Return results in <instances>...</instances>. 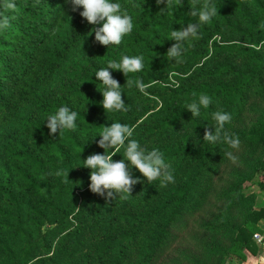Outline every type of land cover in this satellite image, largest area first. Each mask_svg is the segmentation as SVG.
<instances>
[{"label": "trees", "instance_id": "obj_1", "mask_svg": "<svg viewBox=\"0 0 264 264\" xmlns=\"http://www.w3.org/2000/svg\"><path fill=\"white\" fill-rule=\"evenodd\" d=\"M14 2L15 12L0 7L11 23L0 31V264H230L257 255L264 204L251 186L264 192V0H212L218 15L201 24L180 63L166 56L170 32L199 23L190 12L203 0L168 8L110 0L134 28L109 48L95 42L82 8ZM123 55H142L144 69L127 77L109 69L128 111L105 114L95 73ZM137 78L143 92L125 85ZM200 94L212 104L192 117L187 105ZM64 105L78 112V130L50 135L46 119ZM217 110L232 114L226 130L239 136L238 150L203 141ZM114 122L163 152L175 183L161 187L133 168L142 182L131 196L106 204L93 194L83 160L104 153L97 136ZM123 156L121 148L113 160ZM57 171H70L69 181Z\"/></svg>", "mask_w": 264, "mask_h": 264}, {"label": "clouds", "instance_id": "obj_2", "mask_svg": "<svg viewBox=\"0 0 264 264\" xmlns=\"http://www.w3.org/2000/svg\"><path fill=\"white\" fill-rule=\"evenodd\" d=\"M40 2L41 0H35L33 7L39 5ZM65 2L71 4L72 11L83 9L79 15L93 26L95 42L102 46L107 48L113 45L119 46L123 39L133 31L132 17L119 3H112L110 0H65ZM164 2L165 0H156L157 5ZM171 6L172 0H166V8ZM0 7L15 12L17 5L14 0H2ZM190 15L198 17L199 23H188L186 27L170 32V40L175 43L168 49L166 56L178 63L183 62L181 57L186 51L185 45H190L194 39L199 38L201 24L216 17L218 10L212 0H203L200 7L192 8ZM14 18V16L11 17V19ZM9 27H11L10 17L0 13V31L7 30ZM259 27L264 29V23ZM109 69L120 71L125 77L129 73H139L144 69V57L142 55H123L119 62L109 60L106 67L100 68L95 73L96 80L102 82L104 86L103 91L97 90L103 95L101 106L105 114L107 111L126 112L128 108L122 99V86L119 81L113 78ZM125 85L128 88L135 85L141 92L147 87L140 78L126 79ZM211 104L210 96L200 94L198 100L187 105V110L191 112L192 117H199L201 107L207 109ZM211 115L215 121V126L211 127L214 128V132L206 127L203 141L212 144H227L230 148L238 150L241 144L239 136L230 134L226 130V125L232 122V114L217 110ZM77 117L78 112L71 107L67 105L59 107L54 114L49 115L46 119V126L50 130L49 134L55 136L57 132L62 134L64 130L76 132L78 130ZM133 134L134 128L127 124L114 122L110 126H103L97 137H100L98 146L104 150V153H93L83 160V168L91 169L90 191L105 198L106 204L117 197L131 196L134 186L142 182L139 178H134L133 168L142 174L147 182L159 180L161 187L175 183L171 164L166 162L164 153L155 148L148 150L142 147L136 139H132ZM121 148L124 150L123 159L114 161L113 157L121 151ZM226 156L233 162L237 159L232 151L226 152ZM69 172L57 171L55 175H63L69 181Z\"/></svg>", "mask_w": 264, "mask_h": 264}, {"label": "rangeland", "instance_id": "obj_3", "mask_svg": "<svg viewBox=\"0 0 264 264\" xmlns=\"http://www.w3.org/2000/svg\"><path fill=\"white\" fill-rule=\"evenodd\" d=\"M260 178H261L262 181L264 180L263 177H260ZM251 187H252V190L255 191L258 194V204L263 205L264 204L263 191H261L259 186L256 185V184L252 185ZM248 254H247V259L246 260H242V259H239V258H234L233 261L230 264H246L247 260H248V257L250 256V253H248ZM248 264H255V261H250V263L248 262Z\"/></svg>", "mask_w": 264, "mask_h": 264}, {"label": "crops", "instance_id": "obj_4", "mask_svg": "<svg viewBox=\"0 0 264 264\" xmlns=\"http://www.w3.org/2000/svg\"><path fill=\"white\" fill-rule=\"evenodd\" d=\"M263 196H264V192H263ZM250 261H255V264H264V248H260L259 253L257 255L250 253V256L248 257L246 264H248V262L250 263Z\"/></svg>", "mask_w": 264, "mask_h": 264}, {"label": "built area", "instance_id": "obj_5", "mask_svg": "<svg viewBox=\"0 0 264 264\" xmlns=\"http://www.w3.org/2000/svg\"><path fill=\"white\" fill-rule=\"evenodd\" d=\"M260 231L254 234V240L260 248H264V222L260 223Z\"/></svg>", "mask_w": 264, "mask_h": 264}]
</instances>
